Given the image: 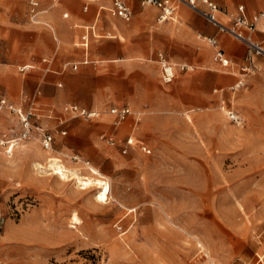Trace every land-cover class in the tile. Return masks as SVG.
Returning a JSON list of instances; mask_svg holds the SVG:
<instances>
[{
  "label": "rangeland",
  "instance_id": "obj_1",
  "mask_svg": "<svg viewBox=\"0 0 264 264\" xmlns=\"http://www.w3.org/2000/svg\"><path fill=\"white\" fill-rule=\"evenodd\" d=\"M21 13L17 24L0 22L3 54L10 41L31 42L25 31L36 25L28 7ZM204 36L199 39L209 45ZM253 38L264 46V33ZM244 47L228 67L214 61L213 53V65L191 63L190 72L178 66L169 84L162 80L158 54L159 82L141 78L135 89L123 81V95L105 100L96 107L99 119L89 120L64 113L69 101L43 102L50 93L41 77L52 68L42 58L52 57L2 56L1 76L20 82L10 91L0 76V94L8 102L0 107V264H264V54L251 60ZM96 61L89 57L90 65ZM187 73L192 79L183 88L179 79ZM238 81L244 84L235 88ZM89 86L84 82L72 93ZM135 90L146 92V99L129 101ZM122 105L132 114L114 125L108 110ZM11 106L32 112L29 138L19 139L21 121ZM231 110L242 117L241 125L230 119ZM97 125L109 127L116 147L101 140ZM45 132L53 136L51 148L44 145ZM82 133H89L88 141ZM129 135L150 151L137 143L124 153L118 143ZM51 158L70 175L50 168ZM71 172L83 182L107 181L109 192L101 198L103 187L81 184Z\"/></svg>",
  "mask_w": 264,
  "mask_h": 264
},
{
  "label": "crops",
  "instance_id": "obj_2",
  "mask_svg": "<svg viewBox=\"0 0 264 264\" xmlns=\"http://www.w3.org/2000/svg\"><path fill=\"white\" fill-rule=\"evenodd\" d=\"M30 1L0 0V22L17 24L16 21L20 18L24 7H28L30 18ZM38 1L39 11H41L40 19L46 23L28 27L25 34L31 36L30 44L24 46L23 39L10 41L7 51L4 54L0 51V58L4 56L8 59L26 61L38 54L52 57L51 59L42 58V63L52 68L51 70L47 68V72L41 77V82H44L43 85L50 93L42 97L45 103L61 104L69 101L67 104H78L87 109L97 110L96 107L101 106L105 100L123 95L121 89L123 81L128 85H134L135 89L141 78L143 81L159 82L158 66L154 57L161 53H166L174 63L190 62L185 64L193 67L191 71L195 70V66L191 63H199L203 66L213 65L211 53L214 59L215 48L211 44H204L199 39L200 35L215 37L219 47L230 60L233 57L240 60L236 54H242L245 51L243 42L220 32L215 25L184 3L178 10L176 6L175 11H178L176 17L174 12L172 19L160 21L159 7L144 5L143 0H124L133 12L131 20L126 21L111 9L112 0ZM215 1L222 8L217 16L223 23L227 22L228 16L236 15L241 5L244 6L249 17L264 12V0ZM85 7L87 10H84ZM65 13L68 14L67 17L64 16ZM69 17L70 19L66 20ZM256 31L264 33V21L257 26ZM22 34L24 33H20V37H23ZM95 38L100 40H96V47L92 50L91 44ZM90 56L99 61H96L95 65H90ZM246 56H248L247 47ZM76 62L79 64L77 70L66 67L67 64ZM4 70L5 68L0 67V76ZM225 72L218 74L219 81H223ZM1 78L6 85L10 86V91L20 82V78L9 75L1 76ZM191 79L192 74L183 75L179 79V86L186 87ZM84 82L90 85L88 91L73 94V88ZM33 83L36 84L38 81ZM145 96L146 92L135 90L127 99L133 102L145 100ZM113 107L122 108L128 105L111 106L109 110ZM136 107V112L141 110L139 104ZM194 110L188 109L185 112L190 113ZM135 125H137L136 121ZM97 127L96 130L102 134L110 133L108 126L97 125ZM131 127L134 132L135 126ZM113 133L119 136L120 130L115 128ZM88 134L82 133L80 137L88 141ZM118 147L123 149V143H118ZM104 154L102 152V155Z\"/></svg>",
  "mask_w": 264,
  "mask_h": 264
},
{
  "label": "built area",
  "instance_id": "obj_3",
  "mask_svg": "<svg viewBox=\"0 0 264 264\" xmlns=\"http://www.w3.org/2000/svg\"><path fill=\"white\" fill-rule=\"evenodd\" d=\"M142 3L144 5H155L159 7L161 9V13L159 15L160 21L172 19L174 17L177 3H184L188 5L193 11L201 14L210 23L215 25L220 32L227 33L233 36L235 39L243 42L247 46L248 55L251 60L253 55L264 54V46H262L258 42H254L252 39L253 33L257 29L258 21L264 18V12L256 13L253 16L249 17L245 12L244 6L241 5L238 7V13L230 19V24L228 25L219 20L217 14L218 12L222 11V8L215 0H143ZM30 5V21L34 24H39L41 14V11H39V1L31 0ZM111 9L126 21H129L132 18V9L126 4L124 0H112ZM84 10H87V7H85ZM64 16L67 17L68 14L65 13ZM205 39L215 48L214 60L218 63H221L223 66H229L230 59L225 56L223 50L219 47L218 40L215 37L209 36L205 37ZM159 58L162 80L166 84H169L175 78L176 68L173 63L164 56V54H159ZM69 65L73 70H77L79 67L78 63L67 64L66 67H68ZM179 67L184 71L189 70L187 64L180 65ZM245 68L248 69V66L242 67V70L245 71ZM24 69V67L20 68L21 71H24ZM7 104V99L0 94V107L2 108L4 106H7ZM11 108L19 115L21 121L22 131L20 133L21 135L19 139L29 138L32 134L33 129V124L31 121L32 112L25 111L22 108H14L12 106ZM63 111L65 113L72 114L74 117H81L88 120L99 118L101 114L99 110L87 109L78 104H66L63 107ZM232 111L233 110H231V113H229L230 119L235 121L238 125H241L243 119L240 116L235 115ZM109 113L114 118L113 124L119 125L122 121H125L130 114H132V111L129 107H113L109 110ZM65 133L66 131H62V134ZM43 135L45 147L51 148L53 144V136L48 132H45ZM100 138L111 146L116 145L117 141L107 134H101ZM16 139L13 140L14 143H11L9 145L10 148L14 147L17 144ZM137 141L138 142H134L133 137L129 135L123 142L122 151L126 153L128 149L134 147L137 143H140V146L145 151H150L142 141Z\"/></svg>",
  "mask_w": 264,
  "mask_h": 264
},
{
  "label": "bare ground",
  "instance_id": "obj_4",
  "mask_svg": "<svg viewBox=\"0 0 264 264\" xmlns=\"http://www.w3.org/2000/svg\"><path fill=\"white\" fill-rule=\"evenodd\" d=\"M264 21V18H262V19H260L259 21H258V23H257V26H258V24H260L261 22H263ZM43 22L41 21V19H40V22H39V24H42ZM225 24H227V23H225ZM36 25V24H35ZM227 34V33H226ZM229 35V34H228ZM204 39H205V37H204ZM252 39H253V41L254 42H256L255 40H254V38L252 37ZM206 40V39H205ZM231 61V60H230ZM185 64V63H184ZM173 65L175 66V68H176V70H177V67L178 66H180V65H183V64H181V63H174L173 62ZM188 65V64H187ZM188 67H189V70L190 69H192L193 67L191 66V65H188ZM244 67H246V66H244ZM245 71L247 70L248 71V69L247 68H245L244 69ZM175 77H176V72H175ZM175 79V78H174ZM173 79V80H174ZM242 84H244V83H242L241 81H239L234 87L235 88H239ZM235 115H238L236 112H234V111H232ZM228 113V115H229V113H231V111H228L227 112ZM239 116V115H238ZM241 117V116H240ZM242 118V117H241ZM51 150V149H50ZM49 161H53V162H51L50 164H49V167L50 168H52V169H57L58 170V174H60V176L62 175L64 178L65 177H67V173H68V170L67 169H65V167H63L62 165H60L59 163H57L56 162V159H50ZM38 166H39V168H45V166H43V165H40V164H38ZM90 170H91V172L93 173V174H96V175H99V177H102V174L98 171V169L97 168H95V167H90ZM60 172V173H59ZM72 173V172H71ZM72 174H74V175H76V177L78 178V180H79V182L81 183V184H89V183H95L96 185H98V187H99V189H100V187H103V190L100 192V196H101V198H105V196H106V194H107V191L109 192V185L110 184H107L108 182L107 181H104L103 179H100V178H98V177H94V181H92V182H83V177L81 176V175H78L77 173L75 174V173H72ZM68 175H70V173H68ZM103 184H106V186H103ZM101 190V189H100ZM98 195V196H99ZM102 200V199H101ZM74 219H76V221L78 220V217L76 216V215H74L73 216V218H72V220H74ZM75 221V220H74ZM79 221V220H78ZM76 223V222H75Z\"/></svg>",
  "mask_w": 264,
  "mask_h": 264
}]
</instances>
